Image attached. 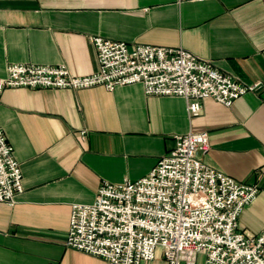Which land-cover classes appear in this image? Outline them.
Segmentation results:
<instances>
[{
    "label": "crops",
    "instance_id": "crops-1",
    "mask_svg": "<svg viewBox=\"0 0 264 264\" xmlns=\"http://www.w3.org/2000/svg\"><path fill=\"white\" fill-rule=\"evenodd\" d=\"M94 37L182 47L242 83L264 85L262 0H0V79L16 63L90 75L98 69ZM202 106L192 117L184 98L147 96L141 84L0 92V129L24 188L13 206L0 203V264H109L66 245L72 205L92 204L103 182L146 176L190 132L209 134L200 154L208 166L259 186L239 230L260 233L264 90L231 106L211 98Z\"/></svg>",
    "mask_w": 264,
    "mask_h": 264
},
{
    "label": "built area",
    "instance_id": "built-area-1",
    "mask_svg": "<svg viewBox=\"0 0 264 264\" xmlns=\"http://www.w3.org/2000/svg\"><path fill=\"white\" fill-rule=\"evenodd\" d=\"M92 41L98 63L94 73L76 76L64 64H10L0 79V92L96 86L113 91L141 84L147 96L184 98L194 117L207 98L231 106L248 93L264 90L262 83H242L182 47L102 37ZM209 149L207 132L180 135L146 176L103 182L92 204L72 205L66 245L109 264H198L200 257L202 264H264V228L256 235L239 230L240 215L257 198L259 186L208 166L200 154ZM23 190L20 163L0 129V203L13 206Z\"/></svg>",
    "mask_w": 264,
    "mask_h": 264
},
{
    "label": "rangeland",
    "instance_id": "rangeland-1",
    "mask_svg": "<svg viewBox=\"0 0 264 264\" xmlns=\"http://www.w3.org/2000/svg\"><path fill=\"white\" fill-rule=\"evenodd\" d=\"M201 114V113H200ZM149 264H164L162 261H157L156 263H149Z\"/></svg>",
    "mask_w": 264,
    "mask_h": 264
}]
</instances>
